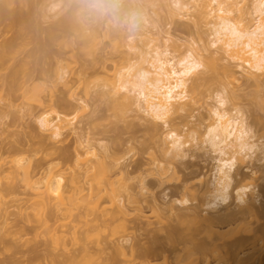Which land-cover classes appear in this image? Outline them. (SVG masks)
Wrapping results in <instances>:
<instances>
[{
	"label": "rangeland",
	"instance_id": "rangeland-1",
	"mask_svg": "<svg viewBox=\"0 0 264 264\" xmlns=\"http://www.w3.org/2000/svg\"><path fill=\"white\" fill-rule=\"evenodd\" d=\"M175 1L151 0L154 5L151 8L152 22L156 21L157 27L150 25L145 31L155 42L142 48L137 38L136 51L113 47V36L110 38L102 32L98 44L86 45L93 48L94 55L83 54V43L76 42L75 34L65 33L61 25L65 12L70 11L68 0H32L31 8L23 7L26 15H20L15 22L8 16L0 18V52L12 41L16 45L5 54L4 64H0V153L4 154L0 162V182L14 188L11 193L2 192L0 198V264H76L86 260L90 264H177L178 256L186 255L187 249L172 242L170 231L174 227L184 233L188 231L176 214L167 212L169 203L187 197L189 202L179 205L180 209L188 207L184 211L191 215L194 210L203 216L214 215L202 207L208 195L207 186L213 181L218 165V155L207 142L205 133L207 126L216 120L212 111L221 107L219 97L227 99L224 108L251 128L254 140L264 146V104L259 105L252 96L259 92L264 100V84H246V78L236 67L235 75L240 81L230 85L237 96L235 101L227 97V89L226 93L224 91L229 87L227 81L221 79V72H209L212 81L201 87L193 104V113L173 117L171 126L189 135V143L186 156L174 159L170 165L164 159L161 142L149 140V122L140 121L134 113H129L125 120L118 119L107 98L99 96L116 66L123 67L129 59L137 61L140 52H149L145 56L151 61L154 45L168 50L176 62L191 49L202 56H209L216 50L211 46L213 35L211 25L207 24L209 19L195 16L198 2L182 0L192 9L189 18L181 19L171 18L168 14L169 10L176 9ZM237 1L247 22L251 26L257 25L258 18L252 12L251 0ZM55 3L64 7L65 12L50 17L51 6ZM4 4L5 0H0V6L4 7ZM16 9L11 6L8 10ZM28 25L34 27L35 42L29 35L16 37L17 31ZM52 29L58 41L46 44ZM64 41H72L69 42L72 45H63ZM38 47L40 51H37ZM143 67L153 70L146 62ZM62 68L67 72L64 81L58 78ZM30 95H40L42 102L30 100ZM79 99L85 100L88 107L85 113H78L74 125L76 134L51 140L47 133L38 130L40 113L59 112L72 118L71 112ZM58 101L67 106H59ZM158 130L159 136L165 133L161 122H158ZM80 136L98 139L102 146L110 148L116 163L128 173V184L136 200L126 201V212L114 215L108 203L94 209L81 206L68 210L67 206L53 200L48 204L46 223L40 222L37 208L41 205V198L26 183L20 163H29L32 176L37 180L47 171L59 172L63 159L57 158L56 152L61 151L72 159ZM102 146L98 152L103 151ZM262 155L258 152L254 164H239L235 171L236 180L245 178V182L257 186L260 214L246 215L231 226L223 225L219 232L225 243L247 238L250 240L248 249L255 240L259 243L257 249L264 246V161H258ZM88 158L94 160L95 157ZM163 168L168 171L163 172ZM99 173V168L93 169L92 174ZM235 197L233 185L224 204L227 207L221 205V213L216 216L235 211ZM154 201L163 208L159 215L153 211ZM184 219L191 221L192 218ZM207 231L200 228L197 240L210 241ZM55 233L61 238L58 244ZM260 236L262 241H257ZM260 255L261 264H264V248ZM218 258L210 253V264H225V260ZM179 264L190 263L183 261Z\"/></svg>",
	"mask_w": 264,
	"mask_h": 264
},
{
	"label": "bare ground",
	"instance_id": "bare-ground-1",
	"mask_svg": "<svg viewBox=\"0 0 264 264\" xmlns=\"http://www.w3.org/2000/svg\"><path fill=\"white\" fill-rule=\"evenodd\" d=\"M194 1H197L199 5L195 16L209 19L207 24L211 25L213 35L211 46H215L214 52H211L209 56H202L191 49L176 62L168 50L154 45L151 61L145 56L149 52L147 54L140 52L136 56L137 61L133 62L129 59L123 67L116 66L113 73L108 75L107 86L99 92L101 98H107L118 119L125 120L129 113H134L140 121L150 123L148 126L149 140L161 142L163 156L168 165L172 164L174 159L186 156L189 143V135L171 126V121L174 116L193 113V104L200 94L201 87L212 81V77L208 76L209 72L213 74L221 72V79L227 81L229 87H226L224 91L226 93L227 89V97L231 101H235L237 96L230 89V85L240 81V77L235 75L234 67L240 69V75L246 78V84L255 86L264 84V0H251L252 12L258 18L257 25L253 26L247 22L245 13L238 9L240 3L237 0ZM31 5L32 0H5L4 7L0 6V18L8 16L12 22H15L20 19V15H26L23 7L31 8ZM11 6H16L17 9L8 10ZM175 6L176 9L168 12L171 18L187 19L190 17L192 9L190 4L176 0ZM51 11L50 17H55L63 14L65 8H60L55 3L51 6ZM61 25L65 33L75 34L76 42L83 43L85 47L82 48V53L85 55H94L93 48H88L86 45L98 44L102 32L109 37L113 36L111 42L117 49L128 48L136 51L138 49L135 44L137 38L142 43V48L155 42L145 30L132 36L126 32H115L104 24L86 27L78 22L70 11L65 12ZM151 25L157 27L156 21H153ZM33 32V25H28L18 30L16 37L26 38L29 35V38L35 42ZM199 35L201 36L202 33L199 32ZM56 41H58V36L52 29L46 44ZM69 42L64 41L63 45H72ZM14 46L16 45L12 41L0 52L1 65L5 62V54L11 52ZM37 51H40V47ZM144 62L149 64L153 70L143 67ZM66 75L67 72L62 68L58 73V78L64 81ZM87 89H85L86 94H88ZM252 96L259 105L264 104L259 92L253 93ZM29 99L42 102L40 95H30ZM219 99L221 107L212 111L216 120L207 126L205 133L207 142L218 155V165L213 181L207 186L208 195L202 207L210 210L214 215L203 216L198 210H194L191 215L184 211L188 210V207L184 210L180 209L179 205L184 206L189 202L187 197L170 202L167 206V212L176 214L188 231L184 233L178 227L170 231L172 242H177L187 249L186 255L178 256L177 264L183 261H188L190 264L200 262L210 264V253L219 256L220 261L225 260V264H231V262L261 264L262 262L260 254L264 246L257 249L259 243H256V240L248 249L249 239L244 238L225 243L223 234L219 232L223 225L231 226L242 221L246 215L258 216L260 214L258 212L260 195L256 192L257 186L245 182V178L236 180L235 171L239 164L246 166L254 164V157L258 155V152L263 153L258 161H264V146H259L254 140L255 135L252 129L239 122L229 109L224 108L227 99L221 97ZM77 102L75 109L71 112L72 118L59 112L40 113L37 117L38 130L47 133L51 140H60L65 136L76 134L75 122L78 113H85L88 107L83 99ZM57 104L61 107L67 106L63 101H58ZM158 122L165 127V133H161L160 136ZM76 144L75 156L72 159L66 157L61 151L56 152L57 158L63 159L60 171L55 173L50 170L45 174L41 173L43 177L39 180L32 176L29 163L23 164L18 161L26 183L32 190L38 192L37 196L41 198V205L37 208V219L40 222L46 223L45 215L48 216V204H51L53 200L59 205L67 206L68 210L81 206L94 209L101 204L108 203L112 207L113 215L125 213L126 201L136 200V195L132 193V187L128 184L130 179L128 173L116 163L117 159L112 155L109 147L102 146L98 139L94 140L84 136L78 137ZM101 146L103 151L98 152ZM144 146H146L145 143ZM3 155V152L0 153V162L3 160ZM166 155H171V157L167 158ZM88 156L95 158L94 160L89 159ZM94 168H99L100 173L92 174ZM162 171L166 172L168 169L163 168ZM233 185L236 189L234 200L236 210L227 215L216 216L221 213L220 206H224L229 199ZM13 189L0 182V198L2 192L11 193ZM226 207L227 205L223 208ZM153 211L159 215L163 208L154 201ZM186 217H191V221L184 219ZM202 227L208 230L210 241L197 240ZM55 234L57 236L58 233ZM262 239L263 237L260 236L257 241H262ZM55 242L58 244L61 238L57 236ZM126 242L128 243L129 239ZM76 264L90 263L86 260Z\"/></svg>",
	"mask_w": 264,
	"mask_h": 264
},
{
	"label": "clouds",
	"instance_id": "clouds-1",
	"mask_svg": "<svg viewBox=\"0 0 264 264\" xmlns=\"http://www.w3.org/2000/svg\"><path fill=\"white\" fill-rule=\"evenodd\" d=\"M67 6L86 27L104 24L134 36L151 25L154 5L151 0H68Z\"/></svg>",
	"mask_w": 264,
	"mask_h": 264
}]
</instances>
